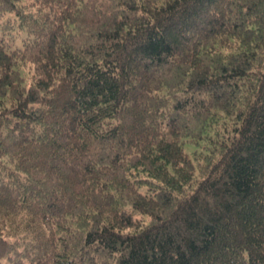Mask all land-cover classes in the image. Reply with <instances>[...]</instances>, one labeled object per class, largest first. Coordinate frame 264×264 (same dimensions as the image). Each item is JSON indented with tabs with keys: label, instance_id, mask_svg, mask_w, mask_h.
I'll use <instances>...</instances> for the list:
<instances>
[{
	"label": "trees",
	"instance_id": "obj_1",
	"mask_svg": "<svg viewBox=\"0 0 264 264\" xmlns=\"http://www.w3.org/2000/svg\"><path fill=\"white\" fill-rule=\"evenodd\" d=\"M0 264H264V0H0Z\"/></svg>",
	"mask_w": 264,
	"mask_h": 264
}]
</instances>
